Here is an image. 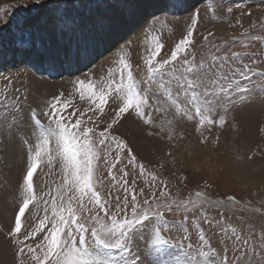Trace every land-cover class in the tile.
Instances as JSON below:
<instances>
[{"label": "rangeland", "instance_id": "rangeland-1", "mask_svg": "<svg viewBox=\"0 0 264 264\" xmlns=\"http://www.w3.org/2000/svg\"><path fill=\"white\" fill-rule=\"evenodd\" d=\"M160 1L161 5L148 11L117 45L96 53L84 52L78 60L73 59L72 65L76 68L71 65L70 71L65 70L67 65L60 66L64 54L60 50L56 62L43 52L39 60H33L29 54L33 47L24 48L29 55L19 59L20 55L16 54L17 60L11 63L0 57V84L11 81L7 89H0L9 97L7 101L0 100V264H19L21 260L35 264L27 248L18 255L21 245L13 243L8 232L14 227L25 195L23 175L37 151L40 162L34 173L35 198L21 218L22 230L18 237L41 256L43 251L36 248V242L43 243V236L55 219L53 203L65 216L71 204L77 222L88 229L86 240L91 250L95 247L91 230L99 229L100 224L90 217L99 212L100 222L109 227L113 217L131 218V203L119 213L115 212V205L117 198L124 200L125 192L131 201L135 191L138 209L146 208L145 199L153 207L148 211L149 220L145 221L149 227L146 231L136 230L133 247L134 251L136 248L143 251L147 238L152 264H223L225 257L231 262L235 254L233 238L237 242L247 241V251L254 256L253 264H264V0ZM57 4L60 0H0V50L9 43L16 49L15 53L22 52L24 49L17 47V41L24 38L25 24L34 17L37 20L31 26L39 29L36 27L38 31L32 39L36 45L48 42L51 29L58 32L52 19V10ZM136 4L137 0H103L99 7L86 3L80 7V13L85 23L101 13L127 19ZM60 6L63 10V5ZM193 28L195 43L190 48V64L186 66L180 57L164 65L167 71L163 75L150 76L146 62L157 45L163 47L153 58L154 67L170 60L175 44ZM74 35H62L73 50L78 42L81 44L79 39L73 44ZM234 52L240 53L244 62L255 70L251 81L245 82L246 92L248 89L255 92V102L232 107L225 115L227 123L221 125L219 116L224 114L223 108L217 106L216 100L223 96L219 83L194 80V88L188 90L189 79L195 74L189 68L196 69L201 62L211 65L214 56H231ZM84 55H89L88 64H81ZM121 60L131 66V82L147 101L144 112L150 123L136 117L132 110L131 115L108 132L118 143L109 141L108 145H100L92 137L93 151L99 155L93 161V190L106 202L109 210L106 215L94 203H89L87 196L81 202L74 189L66 191L70 186L65 184L63 157L57 150L58 130L44 112L49 110L54 98H59L58 103L67 102V112L75 110L71 117L73 123L79 117L97 133L106 129L117 108L112 98L122 103L129 83ZM35 84L41 89L35 91ZM181 84L185 87H180ZM90 88L97 94L101 91L108 94L103 113L90 101ZM246 92L233 93L236 105ZM17 96L22 112L3 107L5 103L13 104L11 98ZM227 99L224 97V107H228ZM197 107L200 115L196 113ZM29 109L35 110L41 121L39 126L29 119ZM201 116L205 118L202 126ZM89 117L95 118L98 127ZM209 120L215 124H209ZM41 128L48 137L47 144ZM150 131L152 135L148 134ZM119 143L125 147L121 149ZM129 149L135 156L132 163L127 159ZM105 156L108 164L104 162ZM197 192L201 197L196 196ZM69 197L74 198L69 200ZM81 203L85 206L81 207ZM156 211L163 216H153ZM45 215L48 216L45 229L24 240V228L28 231L37 228ZM157 230L168 241L158 250L152 243ZM78 239L77 235V244ZM113 255L114 264H119L124 254L114 252ZM51 260L46 264H51Z\"/></svg>", "mask_w": 264, "mask_h": 264}, {"label": "snow or ice", "instance_id": "snow-or-ice-1", "mask_svg": "<svg viewBox=\"0 0 264 264\" xmlns=\"http://www.w3.org/2000/svg\"><path fill=\"white\" fill-rule=\"evenodd\" d=\"M39 2V0H37ZM55 2V0H53ZM103 2V0H60V4L52 10V19L55 21L56 30L61 35L76 34L78 31L85 27V18L80 13V7L85 6L86 3H95L97 7ZM63 5V10L61 6ZM155 15V13H152ZM195 15V14H194ZM36 31L35 26L24 28V38L17 41V47L31 48L35 45V41L32 39ZM194 28L189 30L186 35L183 36L176 44L174 49L171 51L170 60H164L159 62L157 66H153V58L159 53L162 45H157L156 51L147 60V72L150 76L154 74L163 75L167 69L164 65L170 62H175L178 58L183 57L184 64L187 66L190 64L188 57L191 55L190 48L194 45L193 39ZM205 40L208 38L205 37ZM219 51V48L217 49ZM87 52V48L82 46L79 42L76 45L75 50L72 49L71 45L68 46L63 54V62L60 65L63 67L67 65L65 69L71 70L73 59H79L81 54ZM195 60V57H192ZM253 63L255 60L253 58ZM123 71H127L128 75V86L126 89V95L122 97V103L117 100L116 97L112 98V103L117 104V108L114 109L115 115L112 117L110 123L107 124V128L97 133L93 127H88L84 124L79 117L72 122L71 117L75 115L73 112H67V102L58 103L59 98H54L53 103L49 106V110L44 112V115L49 120L55 122L58 130L57 138V150L63 157L64 172L66 174L65 184L70 187H66V191L75 190L79 194V199L83 202L85 196L88 198L89 203H94L98 209L103 210L105 214H108V208L105 206V201L101 200L100 195L93 190L92 176H93V161L99 159V155L96 151H93L92 137H96V142L100 145H108L109 141L113 144L118 143L116 137H109L108 132L117 124L121 119L127 115L132 114L134 110L135 116L144 119L150 123V118L146 117L144 112V105L147 101L141 98L140 94L136 91L132 84V72L131 66L121 60ZM189 71L195 74L189 79V83L186 88L191 90L194 88L193 81L200 80L201 82L210 81L213 85L219 83V90L223 93V96L216 98L217 106L223 108V113L219 116L220 124H226L225 119L226 113L231 110L234 106L243 107L251 105L255 102V92L248 89L246 92L245 82H250L251 77L255 75V70L247 63L244 62L243 57L240 53H232L231 56H214L211 65H204L203 62L196 68H189ZM86 75V73H82ZM11 81L8 83L0 84V89H7ZM179 83V82H178ZM180 87H185L180 85ZM90 90V101L99 109L100 113H103V105L106 103L107 93L101 91L99 94L95 90ZM264 90V86H262ZM18 92V89L14 90ZM239 97L240 104L236 105V101L232 99L233 93H244ZM193 99L195 101L196 92H192ZM224 97H227L226 103L228 107H224ZM9 99L7 93L0 92V100L7 101ZM14 103L11 105L4 104L3 107L11 108L13 111H21L19 97L11 98ZM200 108H196L197 115H200ZM83 115V113H81ZM28 116L30 120L35 121V125L39 126L41 121L34 109H29ZM94 124L98 127V123L94 117H89ZM204 117L201 116V126L204 123ZM209 124H215L214 120H209ZM49 132L51 129L48 130ZM41 134L45 135V130L41 128ZM91 134V135H90ZM152 135L153 132H149ZM44 143H48V137L45 135ZM121 149L125 147L123 143L118 145ZM40 152L35 153V157L31 159V162L26 167V172L23 175V190L24 198L22 204L19 206L18 212L15 216L14 227L10 229L8 235L12 238L13 243L21 245L19 253H24L27 248L28 253L31 254V260L35 264H46L50 258L51 264H114L116 257L113 255L114 252H122L124 255L121 257L119 264H152L150 259L149 246L147 244V238H145L144 250L136 248L134 251L136 230L139 228L142 231H146L149 227L145 221L149 220L148 211L152 209L153 205L148 199L143 201L145 207L137 208L136 193L133 191L131 201L127 199L128 193L125 192V198L121 202L117 198L115 205V212H123L129 203L132 204V215L131 218L124 220H117L113 217L111 226L102 224L99 219V212L96 215L90 217L92 221L100 224V228L93 227L91 230V238L94 240L95 247L90 250V246L87 244L86 234L88 232L87 227L83 223H78L71 204L67 209L68 215L65 216L63 211H58L55 203L52 205V216L55 218L51 223V228L43 236V243L36 242V248H40L43 251V256L38 254L31 245H26L22 240L19 239L18 234L22 230L21 218L25 216L26 209L29 208L30 203L35 198L34 196V173L37 171L39 165ZM128 162L132 163L135 161V156L131 154V150H128ZM105 164H108L107 156L104 158ZM116 162L119 163V154H117ZM111 167H115L114 164ZM127 167V165H125ZM144 169L141 166V174ZM127 174V173H126ZM155 179V177L153 178ZM141 195H143V189H141ZM201 193L197 192L196 196L201 197ZM74 197H69V200ZM234 199V198H230ZM110 204V202H107ZM214 203H220L214 201ZM123 205V207H122ZM81 203V207H84ZM171 211V209H169ZM153 216L162 217L163 213L156 211L152 213ZM48 220V216L45 215L37 228L32 231L24 228V240H28L30 237H35L38 232L45 229V222ZM210 223V222H209ZM77 235L79 237L77 244ZM200 239L203 241L204 237ZM153 246L159 249L160 245L167 244L168 241L164 240L160 236L159 230L156 231V238L153 240ZM234 256L231 262L225 260L223 264H253L254 256H250L246 245L247 241L242 240L237 242L233 238ZM264 251V250H262ZM19 264H25V261L21 260Z\"/></svg>", "mask_w": 264, "mask_h": 264}, {"label": "bare ground", "instance_id": "bare-ground-1", "mask_svg": "<svg viewBox=\"0 0 264 264\" xmlns=\"http://www.w3.org/2000/svg\"><path fill=\"white\" fill-rule=\"evenodd\" d=\"M136 5L137 6L135 7L133 13L129 14L127 19L119 18L117 15H113V14L106 15L104 13H101L97 16L98 18L92 19V20L90 19L86 21L85 27L82 30L78 31L72 38L74 39L73 44H75L78 41V39L81 40V45L86 47L87 50H89L86 52V54H88V52L91 53L92 51H95L94 53H96L97 51L100 52L101 50H105L108 48L111 49L114 45L118 44L120 38L123 37V35H125L129 29H132L135 27L136 23L139 22L148 13V11H153L152 9L154 10L157 9L161 5V1L160 0H141V1L137 0ZM36 20H37V17H34L33 19L28 20L25 24V27L27 28L31 27V25ZM96 20H98L99 23H97ZM94 21L96 22L97 25L95 24ZM37 28L39 29V27ZM37 28H36L35 33H37L38 31ZM49 33H50V37L48 38V42L46 43L41 42V44H38V45L35 44L31 50V53L29 52L33 60L35 61L39 60V58L41 57L40 54L43 52V53L48 54L50 57L52 56V58L56 62L59 59V56H58L59 54H57L58 50H60L59 52L64 53L67 47L69 46V41L66 42V39L59 32H56V31L54 32V29H51ZM55 37L56 38L58 37V38L56 39ZM138 44H136L137 45V49L135 48L136 50L139 49ZM5 46L6 45L4 44L3 49L0 50V57L1 59L5 58V60L8 63L9 62L11 63L12 61L17 60L15 59V57L17 58L16 54H18V56L20 55L18 57L19 59H21V57H24V56L26 57L27 55H29L27 53L28 52L27 49L26 50L24 49L25 51L22 49L23 50V51L21 50L22 52L15 53L16 49H12L9 43L6 47ZM86 56L83 58L81 64H88L89 55L87 57ZM73 66L74 68H76L75 64H73L72 67ZM33 87L36 88L34 89L35 91L41 89L40 85L38 84H35Z\"/></svg>", "mask_w": 264, "mask_h": 264}]
</instances>
